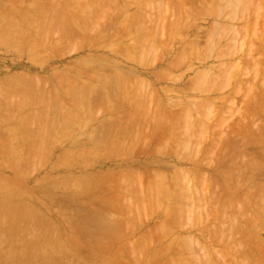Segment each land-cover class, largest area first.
<instances>
[{"label":"rangeland","instance_id":"1","mask_svg":"<svg viewBox=\"0 0 264 264\" xmlns=\"http://www.w3.org/2000/svg\"><path fill=\"white\" fill-rule=\"evenodd\" d=\"M243 1L0 0V264H264V0Z\"/></svg>","mask_w":264,"mask_h":264},{"label":"bare ground","instance_id":"2","mask_svg":"<svg viewBox=\"0 0 264 264\" xmlns=\"http://www.w3.org/2000/svg\"><path fill=\"white\" fill-rule=\"evenodd\" d=\"M177 1H178V0H177ZM197 1H198V0H197ZM213 1H214V0H212V2H213ZM220 1H221V0H220ZM229 1H230V0H229ZM105 2H106V1H105ZM175 2H176V1H175ZM192 2H193V1H192ZM218 2H219V1H218ZM231 2H232V1H231ZM233 2H235V1H233ZM241 2H244V1L241 0ZM262 2H263V1H262ZM81 3H82V2H81ZM81 3H80V4H81ZM86 3H88V2H86ZM225 3H226V1H225ZM235 3H236V2H235ZM247 3H248V2H247ZM259 3H260V2H259ZM72 4H73V3H72ZM82 4H83V7H84L85 4H84V3H82ZM82 4H81V6H82ZM176 4H177V3H176ZM186 4H187V3H186ZM194 4H195V3H194ZM211 4H212V3H211ZM218 4H219V3H217V5H218ZM238 4H239V3H238ZM240 4H241V3H240ZM244 4H245V3H244ZM248 4H249V3H248ZM174 5H175V4H174ZM213 5H214V4H213ZM219 5L221 6V4H219ZM242 5H243V4H242ZM95 6H96V5H95ZM176 6H177V5H176ZM222 6H223V5H222ZM224 6H225V5H224ZM224 6H223L224 9H226V8L228 7V6H225V7H224ZM229 6H230V5H229ZM246 6H247V5H245V6H243V7H246ZM247 7H248V6H247ZM84 8H86V7H84ZM99 8H100V7H99ZM173 8H174V7H173ZM175 8H176V7H175ZM199 8H200V7H199ZM219 8H222V7H219ZM228 8H229V7H228ZM238 8H239V7H238ZM102 9H103V8H102ZM107 9H108V8H107ZM200 9H201V8H200ZM212 9H213V8H212ZM224 9H223V11H224L223 13H225V10H224ZM232 9H233V6H232ZM246 9H247V8H246ZM78 10H79V9H78ZM100 10H101V9H100ZM230 10H231V9H230ZM235 10H236V9H235ZM242 10H243V9H242ZM242 10H241V11H242ZM215 11H217V8H216V10H214V12H215ZM231 11H232V10H231ZM241 11H240V12H241ZM246 11H247V10H246ZM79 12H81V10H80ZM100 12H101V11H100ZM208 12H210V11H208ZM212 12H213V11H212ZM214 12H213V13H214ZM219 12H220V11H219ZM237 12H238V11H237ZM248 12H249V11H248ZM258 12H259V10H258ZM196 13H197V11H196ZM210 13H211V12H210ZM259 13H260V12H259ZM79 14H80V13H79ZM204 14H205V13H204ZM215 14H216V13H215ZM215 14H214V16H215ZM217 14H218V11H217ZM217 14H216V15H217ZM230 14H231V12H230ZM234 14H235V13H234ZM241 14H242V13H241ZM235 15H236V14H235ZM253 15H254V14H253ZM77 16H78V15H77ZM223 16H224V15H223ZM241 16H242V15H241ZM250 16H251V15H250ZM205 17H206V16H205ZM217 17H218V16H217ZM228 18H229V17H228ZM249 19H250V18H249ZM92 20H93V19H92ZM219 20H220V19H219ZM225 20H226V19H225ZM263 20H264V19H263ZM172 22H174V21H172ZM180 22H181V21H180ZM217 22H218V21H217ZM234 22H235V21H234ZM248 22H249V21H248ZM96 23H97V22H96ZM219 23H220V22H219ZM250 23H252V22H250ZM253 23H254V22H253ZM212 24H213V23H212ZM226 24H227V23H226ZM104 25H105V24H104ZM179 25H180V24H179ZM179 25H178V26H179ZM191 25H192V24H191ZM176 26H177V24H176ZM180 26H181V25H180ZM222 26H223V25H222ZM224 26H225V25H224ZM173 27H175V26H173ZM188 27H189V26H188ZM220 27H221V26H219V28H220ZM225 27H226V26H225ZM229 27H231V26L229 25ZM232 27H233V26H232ZM234 27H236V26H234ZM219 28H217V29H219ZM227 28H228V27H227ZM240 28H241V27H240ZM100 29H101V28H100ZM159 29H160V28H159ZM211 29H212V28H211ZM228 29H229V28H228ZM236 29H237V27H236ZM176 30H177V28H176ZM187 30H188V29H187ZM224 30H226V28H225ZM98 31H99V30H98ZM208 31H209V30H208ZM211 31H212V30H211ZM219 31H220V30H219ZM219 31H218V32H219ZM227 31H228V30H227ZM233 31H234V30H232V32H233ZM237 31L240 32L239 30H237ZM157 32H158V31H157ZM204 32H205V31H204ZM143 33H144V32H143ZM199 33H200V32H199ZM221 33H222V32H221ZM233 33H234V32H233ZM100 34H101V32H100ZM102 34H104V33H102ZM144 34H145V33H144ZM163 34H164V33H163ZM175 34H176V33H175ZM191 34H192V33H191ZM215 34H216V33H215ZM227 34H228V33H227ZM239 34H240V33H239ZM249 35H250V34H249ZM108 36H109V35H108ZM224 36H225V35H224ZM235 36H236V33H235ZM106 37H107V36H106ZM198 37H199V35H198ZM210 37H212V36H210ZM215 37H217V35H216ZM240 37H241V36H240ZM242 37H243V36H242ZM246 37H247V36H246ZM222 38H223V37H222ZM233 38H234V37H233ZM248 38H249V37H248ZM237 39H238V38H237ZM230 40H231V39H230ZM201 41H202V40H201ZM247 41H248V40H247ZM260 41H261V40H260ZM217 42H218V41H217ZM200 43H201V42H200ZM235 43H236V42H235ZM237 44H238V43H237ZM244 45H245V43H244ZM192 46H193V45H192ZM239 46H240V45H239ZM241 46H242V45H241ZM229 47H230V46H229ZM155 48H156V46H155ZM187 48H188V47H187ZM243 48H244V46H243ZM128 49H129V48H128ZM192 49H193V48H192ZM204 49H206V48H204ZM240 49H241V48H240ZM142 50H143V49H142ZM200 50H201V49H200ZM237 50H238V49H237ZM144 51H145V50H144ZM146 51H147V50H146ZM183 51H184V50H183ZM203 51H204V50H203ZM218 51H219V50H218ZM221 51H222V50H221ZM161 52H162V51H161ZM190 52H191V51H190ZM204 54H205V53H204ZM183 55H184V54H183ZM146 56H147V55H146ZM205 56H206V55H205ZM179 58H180V57H179ZM195 58L197 59L196 56H195ZM207 58H208V57H207ZM210 58H211V57H210ZM208 59H209V58H208ZM246 59H247V58H246ZM201 60H202V59H201ZM205 61H206V60H205ZM247 61H248V60H247ZM203 62H204V61H203ZM182 63H183V62H182ZM204 63H205V62H204ZM243 63H244V62H243ZM244 64H245V63H244ZM219 67H220V66H219ZM214 69H215V68H214ZM216 70H217V69H216ZM258 70H259V69H258ZM232 75H233V74H232ZM233 77H234V76H233ZM196 78H197V77H196ZM198 78H199V77H198ZM140 79H141V78H140ZM179 79H180V78H179ZM235 79H236V78H235ZM225 80H226V79H225ZM236 80H237V79H236ZM253 80H254V79H253ZM139 82H140V81H139ZM145 82H146V81H145ZM126 83H127V82H126ZM146 83H147V82H146ZM136 84H137V83H136ZM253 84H254V83H253ZM134 85H135V84H134ZM150 85H151V84H150ZM254 85H255V84H254ZM112 88H113V87H112ZM246 88H247V87H246ZM93 89H94V88H93ZM113 89H114V88H113ZM115 89H116V88H115ZM117 89H118V88H117ZM117 89H116V90H117ZM110 90H111V89H110ZM116 90H114V91H116ZM126 90H127V89H126ZM126 90H125V92H126ZM213 90H214V89H213ZM82 91H83V90H82ZM112 91H113V90H112ZM111 93H112V92H111ZM117 93H118V91H117ZM117 93H116V94H117ZM104 94H105V93H104ZM114 94H115V93H114ZM114 94H112V96H111L112 99H113V95H114ZM110 95H111V94H110ZM114 96H115V95H114ZM120 96H122V95L120 94ZM146 96H147V95H146ZM154 96H155V95H154ZM154 96H152V97H154ZM115 97H116V96H115ZM117 97H118V95H117ZM140 98H141V97H140ZM105 99H106V98H105ZM117 99H118V98H117ZM146 99H147V98H146ZM154 99L156 100L157 98L154 97ZM124 100H125V99H124ZM124 100H123V101H124ZM140 100H141V99H140ZM158 100H159V99H158ZM172 100H173V99H172ZM90 101H91V100H90ZM109 101H111V100H109ZM109 101H108V104H109V106H110L111 103H110ZM113 101H114V99H113ZM118 101H119V99H118ZM123 101L121 100L122 105H123ZM130 101H131V103H133L132 100H130ZM135 101H137V99H135ZM144 101H145V100H144ZM150 101H151V100H150ZM104 102H105V100H104ZM111 102H112V101H111ZM128 102H129V101H128ZM128 102H127V100H126V102H124V103H125V106H127L126 103H128ZM145 102H146V101H145ZM152 102H154V101H152ZM160 102H161V101H160ZM160 102H159V103H160ZM121 103H120V104H121ZM129 103H130V102H129ZM131 103H130V106L132 105V107H134L133 105H134L135 103H134V104H131ZM136 103H137V102H136ZM148 103H149V101H148ZM159 103H158V104H159ZM89 104H90V102H89ZM102 104H103V103H102ZM113 104H115V103H113ZM120 104H119V105H120ZM138 104H139V102H138ZM141 104H142V105L144 104V105L146 106L147 103L145 104V103H142V102H141ZM149 104H150V103H149ZM151 104H152V103H151ZM158 104H157V105H158ZM57 105H58V104H57ZM104 105L106 106V105H107V102H106V104H104ZM104 105H103V106H104ZM116 105L118 106V104H116ZM122 105H121V107H122ZM135 105H136V104H135ZM144 105H143V106H144ZM152 105H153V104H152ZM159 105H160V104H159ZM159 105H158V108L160 107ZM164 105H165V104H164ZM117 106H116V107H117ZM130 106H127V107H130ZM138 106H140V105H138ZM143 106H141V107H143ZM145 106H144V108H145ZM208 106H209V105H208ZM90 107H91V106H90ZM100 107H101V105H100ZM107 107H108V106H107ZM123 107H124V106H123ZM146 107H149V106H146ZM151 107H152V106H151ZM103 108H105V107H103ZM134 108H135V107H134ZM165 108H166V107H165ZM91 109H92V108H91ZM108 109H109V108H108ZM108 109H107V110H108ZM112 109H113V108H112ZM117 109H118V108H117ZM135 109H136V108H135ZM138 109H139V108H138ZM140 109H141V108H140ZM148 109H149V108H148ZM151 109H152V108H151ZM156 109H157V108H156ZM156 109H155V110H156ZM66 110H67V109H66ZM120 110H121V109H120ZM129 110L131 111V109H129ZM129 110H128V111H129ZM132 110H133V109H132ZM141 110H142V109H141ZM145 110H147V109H145ZM163 110H164V108H163ZM204 110H205V109H204ZM105 111H106V109H105ZM133 111H134V110H133ZM165 111H166V110H165ZM136 112L138 113L139 110H136ZM136 112H135V113H136ZM140 112H141V111H140ZM143 112H144V111H143ZM157 112H160V110H158ZM190 112H191V111H190ZM118 113H119V112H118ZM145 113H146V112H145ZM145 113H143V114H145ZM121 114H122V113H121ZM125 114H126V113H125ZM132 114H133V113H132ZM138 114H139V113H138ZM149 114H150L149 116L152 115L151 113H149ZM155 114H156V113H155ZM159 114H160V113H159ZM165 114H166V112H165ZM185 114H186V113H185ZM129 115H130V113H129ZM133 115H134V114H133ZM140 115H142V114H140ZM146 115H147V114H146ZM157 115H158V113H157ZM122 116H123V115H122ZM127 116H128V115H127ZM131 116H132V115H131ZM144 116H145V115H144ZM147 116H148V115H147ZM165 116H166V115H165ZM165 116H164V117H165ZM135 117H137V116L135 115ZM155 117H158V116L155 115ZM162 117H163V116H162ZM164 117H163V118H164ZM117 118H119V117H117ZM141 118H142V117H141ZM70 119H71V118H70ZM108 119H109V118H108ZM115 119H116V118H115ZM121 119H122V118H121ZM137 119H138V118H137ZM149 119H151V118H149ZM160 119H161V117H160ZM164 119H165V118H164ZM122 120H123V119H122ZM128 120H129V116H128ZM134 120H135V119H134ZM169 120H170V119H169ZM169 120H167V121H169ZM120 121H121V120H120ZM124 121L127 123L126 120H124ZM130 121H131V119H130ZM135 121H136V120H135ZM141 121L143 122V120H141ZM141 121H140V122H141ZM150 121L152 122V120H150ZM158 121H159V120H158ZM165 121H166V119H165L163 122H165ZM170 121H171V120H170ZM110 122H111V121H110ZM115 122H116V121H115ZM117 122H118V120H117ZM117 122H116V123H117ZM131 122H132V121H131ZM159 122H161V120H160ZM175 122H176V121H175ZM108 123H109V122H108ZM112 123H113V122H112ZM116 123H114V124H116ZM132 123H134V122H132ZM136 123H137V121H136ZM156 123H158V122H156ZM165 123H167V122H165ZM172 123H173V122H172ZM114 124H113V125H114ZM138 124H139V123H138ZM145 124H146V123H145ZM147 124H148V123H147ZM160 124H161V123H160ZM188 124H189V123H188ZM120 125H121V124H120ZM126 125H127V124H126ZM158 125H159V124H158ZM158 125H157V126H158ZM168 125H169V124H168ZM116 126H117V125H116ZM139 126H140V125H139ZM181 126H182V124H181ZM193 126H194V125H193ZM109 127H110V126H109ZM121 127H124V126L121 125ZM126 127H127V126H126ZM131 127H132V126H131ZM133 127H134V126H133ZM140 127H141V126H140ZM170 127L172 128L171 125H170ZM104 128H105V127H104ZM151 128H152V127H151ZM155 128H156V127H155ZM168 128H169V126H168ZM171 128L169 129V131L171 130ZM106 129H107V128H106ZM106 129H104V130H106ZM109 129H110V131H112V127L109 128ZM113 129H114V128H113ZM125 129H126V128H125ZM127 129H129V128H127ZM104 130H103V131H104ZM116 130H117V129H116ZM145 130H146V129H145ZM157 130H158V128H157ZM198 130H199V129H198ZM107 131H108V130H107ZM110 131H109V132H110ZM113 131H114V130H113ZM121 131H122V129H121ZM129 131H130V130H129ZM173 131H174V130H173ZM116 132H117V131H116ZM145 132H146V131H145ZM107 133H108V132H107ZM118 133H119V132H118ZM151 133H154V132H151ZM170 133H171V132H170ZM100 134H101V133H100ZM102 134H103V133H102ZM102 134H101V135H102ZM108 134H109V133H108ZM119 134H120V133H119ZM124 134H126V133H124ZM155 134H157V133H155ZM115 135H116V134H115ZM107 136H108V135H107ZM107 136L105 135L104 137L107 138ZM123 136H124V135H123ZM123 136H122V137H123ZM99 137H100V136H99ZM112 137H113V136H112ZM115 137H116V136H115ZM150 137H151V136H150ZM153 137H154V136H153ZM95 138H96V137H95ZM97 138H98V137H97ZM117 138H118V136H117ZM93 139H94V138H93ZM112 139H113V138H112ZM100 140H101V139H100ZM170 140H171V139H170ZM93 141H94V140H93ZM98 141H99V140H98ZM102 141H103V140H102ZM107 141H109V140H107ZM121 141H122V140H121ZM121 141H120V142L118 141V142H119V146H120ZM134 141H135V140H134ZM163 141H164V140H163ZM165 142H166V141H165ZM98 143H99V142H98ZM104 143H106V142L104 141ZM111 143H112V142H111ZM150 143H151V142H150ZM100 144H101V143H100ZM102 144H103V143H102ZM104 145H105V148H106V145H108V144H104ZM111 145H112V144H111ZM168 145H169V144H168ZM176 145H177V144H176ZM182 145H183V144H182ZM108 146H109V145H108ZM116 146H118V145H116ZM121 147H123L122 144H121L120 148H121ZM149 147H150V146H149ZM229 147H230V146H229ZM103 148H104V147H103ZM116 148H117V147H116ZM127 148H128V147H127ZM106 149H107V148H106ZM114 149H115V148H114ZM125 149H126V146H125ZM146 151H147V150H146ZM134 152H135V151H134ZM166 152H167V151H166ZM158 154H159V153H158ZM166 155H167V154H166ZM158 159H159V158H158ZM156 162H157V161H156ZM150 163H151V162H150ZM165 163H166V162H165ZM158 164H159V163H158ZM165 165H167V163H166ZM168 165H169V164H168ZM174 165H175V164H174ZM174 165H173V166H174ZM148 166H149V165H148ZM153 166H154V165H153ZM158 166H159V165H158ZM136 167H137V166H136ZM156 167H157V166H156ZM152 168H153V167H152ZM169 168H170V167H169ZM136 169H137V168H136ZM199 169H200V168H199ZM146 170H147V169H146ZM129 171H130V170H129ZM153 171H154V170H153ZM182 171H183V170H182ZM120 172H121V171H120ZM139 172H140V171H139ZM144 172H145V171H144ZM155 172H157V171H155ZM155 172H154V173H155ZM159 172H160V170L158 171V173H159ZM125 173H127V172H125ZM129 173H130V172H129ZM160 173H161V172H160ZM165 173H167V172H165ZM130 174H131V173H130ZM141 174H143V173H141ZM156 174H157V173H156ZM171 174H172V173H171ZM177 174H178V173H177ZM177 174H176V175H177ZM147 175L150 176V174H147ZM153 175H154V174H153ZM161 175H162V174H161ZM182 175H184L183 178L186 177V176H185V173L182 174ZM191 175H192V174H191ZM127 176H128V175H127ZM127 176H126V178H127ZM138 176H139V174H138ZM141 176H142V175H141ZM155 176H156V175H155ZM159 176H160V175H159ZM159 176H158V177H159ZM150 177H151V176H150ZM99 178H100V177H99ZM101 178H102V177H101ZM120 178H121V177H120ZM123 178H124V177H123ZM143 178H144V177H143ZM151 178H153V177H151ZM188 178H190V177H188ZM140 179H141V178H140ZM153 179H154V178H153ZM157 179H158V178H157ZM157 179H156V180H157ZM160 179H161V178H160ZM160 179H158L159 182L164 180L163 177H162V180H160ZM165 179H167V177H166ZM194 179H195V178H194ZM137 180H139V179H137ZM144 180H145V179H144ZM148 180H149V179H148ZM148 180H147V181H148ZM150 180H151V179H150ZM195 180H196V179H195ZM120 181H121V180H120ZM134 181H135V180H134ZM190 181H191V180H190ZM138 182H139V181H137V182H135V183L138 184ZM142 182H143V181H142ZM145 182H146V181H145ZM154 182H155V181H154ZM187 182H188V181H186V183H187ZM191 182H192V181H191ZM151 183H152V182H151ZM163 183H164V181H163ZM163 183H162V184H163ZM188 183H189V182H188ZM188 183H187V184H188ZM193 183H194V182H193ZM121 184H123L122 181H121L120 185H121ZM137 184H136V185H137ZM142 184H144V182H143ZM154 184H155V183H153V185H154ZM189 184H190V183H189ZM92 185H93V184H92ZM138 185L140 186V184H138ZM159 185H160V183H159ZM197 185H198V183H197ZM155 186H156V185H155ZM157 186H158V185H157ZM157 186H156L155 188H157ZM161 186H162L163 188L166 187V185H164V186L161 185ZM161 186H160V187H161ZM168 186H169V184H168ZM195 186H196V185H195ZM204 186H205V185H204ZM148 187H149V186H148ZM160 187H158V189H160ZM169 187H170V186H169ZM205 187H206V186H205ZM207 187H208V186H207ZM111 188H112V187H111ZM123 188H124V187H122V189H123ZM155 188H153L154 192L156 191ZM163 188H162V189H163ZM167 188H168V187H167ZM167 188H165V190H166ZM177 188H178V187H177ZM183 188H184V187H183ZM135 189H136V188H135ZM146 189H147V187H146ZM149 189H150V187H149ZM207 189H208V188H207ZM117 190H118V189H117ZM123 190H124V189H123ZM129 190H130V189H129ZM131 190H132V189H131ZM139 190H140V189H139ZM160 190H161V189H160ZM160 190H159V192H160ZM163 190H164V189H163ZM163 190H162V192L160 193V194H162V195H163ZM140 191H141V190H140ZM149 191H151V190H149ZM166 191H167V190H166ZM170 191H171V188H170ZM205 191H206V190H205ZM128 192H129V191H128ZM142 192H143V191H142ZM167 192H169V191H167ZM167 192H166V193H167ZM206 192H207V191H206ZM206 192H205V193H206ZM123 193H126V192H123ZM138 193H139V192H138ZM143 193H145V192H143ZM143 193H142V194H143ZM152 193H153V192H152ZM152 193H151V194H152ZM164 193H165V192H164ZM166 193H165V194H166ZM180 193H181V192H180ZM207 193H208V192H207ZM128 194H129V193H128ZM142 194H141V195H138L139 197H137V199H138V198L140 199V196L143 197ZM145 194H147V193H145ZM155 194H156V192H155ZM165 194H164V195H165ZM175 194H176V193H175ZM131 195H132V194H131ZM204 195H205V194H204ZM134 196H135V195H134ZM165 196H166V195H165ZM183 196H184V195H183ZM145 197H147V195H146ZM159 197H160V196H159ZM168 197H169V195H168ZM175 197H176V196H175ZM180 197H181V196H180ZM207 197H208V196H207ZM123 198H124V197H123ZM123 198H122V199H123ZM129 198H130V197H129ZM196 198H197V196H196ZM208 198H209V197H208ZM135 199H136V198H135ZM141 199H142V198H141ZM167 199H168V198H167ZM178 199H179V198H178ZM199 199H200V198H199ZM201 199H202V198H201ZM205 199H206V201H207V198H205ZM205 199H204V200H205ZM115 200H116V199H115ZM126 200H127V203L130 202V201H128V198H127ZM144 200H145V199H144ZM153 200H154V199H153ZM159 200H161V198H160ZM159 200H158V201H159ZM195 200H196V199H195ZM197 200H198V199H197ZM210 200H211V198H210ZM109 201H110V200H109ZM119 201H120V200H119ZM119 201H118V202H119ZM124 201H125V200H124ZM124 201H122V202H124ZM136 201H137V200H136ZM140 201H141V200H140ZM140 201H139V202H140ZM193 201H194V200H193ZM193 201H192V202H193ZM202 201H203V199H202ZM132 202H133V199H132ZM137 202H138V201H137ZM143 202H144V201H143ZM151 202H152V200H151ZM154 202H155V201H154ZM192 202H191V203H192ZM194 202H195V201H194ZM159 203H160V202H159ZM196 203H197V202H196ZM208 203H209V202H208ZM114 204H115V203H114ZM125 204H126V203H124V205H125ZM135 204H136V203H135ZM135 204L133 203V205H135ZM179 204H180V203H179ZM126 205H127V204H126ZM131 205H132V203H131ZM131 205H128V206L130 207ZM137 205H138V204H137ZM173 205H174V204H173ZM196 205H197V204H196ZM168 206H169V205H168ZM199 206H200V205H199ZM129 207H128V208H129ZM189 207H190V206H189ZM192 207H193V206H192ZM205 207H206V206H205ZM110 208H111V207H110ZM116 208H117V207H116ZM118 208H119V207H118ZM123 208H124V207H123ZM195 208H196V206L194 205V208H193V209H195ZM121 209H122V208H121ZM184 209H185V208H184ZM186 209H187V208H186ZM193 209H192V210H193ZM201 209L203 210V208H201ZM204 209H205V208H204ZM119 210H120V209H119ZM126 210H127V209H126ZM140 210H141V209H140ZM168 210H169V209H168ZM192 210H191V211H192ZM121 211H122V210H121ZM187 211H188V210H187ZM194 211H195V210H194ZM194 211H193V212H194ZM196 211H197V208H196ZM199 211H200V210H199ZM204 211H205V210H204ZM140 212H141V211H140ZM201 212H202V211H201ZM199 213H200V212H199ZM199 213H198V214H199ZM208 213H209V212H208ZM167 214H168V213H167ZM201 215H202V214H201ZM169 216H170V215H169ZM170 217H171V216H170ZM195 217H196V216H195ZM203 217H204V216H203ZM131 218H132V217H131ZM197 218H198V217H197ZM215 228H216V227H215ZM215 230H216V229H215ZM217 230H218V229H217ZM236 230H237V229H236ZM245 233H246V232H245ZM215 237H216V236H215ZM232 238H233V237H232ZM195 239H196V238H195ZM195 239H194V241H195ZM234 239H235V238H234ZM247 239H248V238H247ZM182 240H183V238H182ZM207 240H208V239H207ZM217 240H218V239H217ZM190 241H191V240H190ZM192 241H193V240H192ZM246 241H247V240H246ZM184 242H186V241H184ZM188 242H189V239H188ZM199 242H200V241H199ZM207 242H209V241H207ZM226 242H227V241H226ZM232 242H233V240H232ZM243 242H244V241H243ZM222 243H223V242H222ZM230 243H231V242H230ZM171 244H172V243H171ZM189 244H190V243H189ZM193 244H194V243H193ZM200 244H201V243H200ZM227 244H228V245H227V247H228L230 244H229V243H227ZM231 244H232V243H231ZM242 244H243V243H242ZM185 245H186V244H185ZM191 245H192V244H191ZM204 245H205V244H204ZM209 245H210V244H209ZM223 245H224V244H223ZM234 245H235V244H234ZM245 245H246V243H245ZM200 246H202V244H201ZM211 246H212V245H211ZM225 246H226V243H225ZM237 246H238V245H237ZM243 246H244V245H243ZM246 246H247V245H246ZM249 246H250V245H249ZM114 247H115V246H114ZM173 247H174V246H173ZM184 247H185V246H184ZM189 247H190V246H189ZM203 247L206 248L207 246H203ZM234 247H235V246H234ZM168 248H169V247H168ZM210 248H211V247H210ZM225 248H226V247H225ZM236 248H237V247H236ZM243 248H244V249H242L243 251H247V250H245V246H244ZM165 249H166V248H165ZM175 249H176V248H175ZM192 249H193V248H192ZM192 249H190V250H192ZM196 249H197V248H196ZM201 249H204V248H201ZM201 249H199V251H200ZM206 249H208V248H206ZM212 249H213V248H212ZM232 249H233V248H232ZM238 249H239V248H237V250H238ZM247 249H249V247H248ZM181 250H182V249H181ZM194 250H195V249H194ZM209 250H210V249H209ZM226 250H227V249H226ZM230 250H231V248H230ZM179 251H180V250H179ZM217 251H218V250H217ZM223 251H224V250H223ZM233 251H234V250H233ZM239 251H241V250L239 249ZM250 251H251V250H250ZM207 252H208V251H207ZM231 252H232V250H231ZM235 252H236V250H235ZM248 252H249V250H248ZM153 253H154V252H153ZM180 253H181V251H180ZM185 253H186V251H185ZM189 253H190V252H189ZM193 253H194V252H193ZM209 253H210V252H209ZM227 253H228V252H227ZM243 253L246 254L247 252H242V251H241V254H239V255H242ZM249 253H250V252H249ZM251 253H254V252H251ZM251 253H250V254H251ZM258 253H259V252H258ZM155 254H156V253H155ZM158 254H159V253H158ZM183 254H184V253H182L181 255H183ZM196 254H197V253H196ZM200 254H201V253H200ZM224 254H225V253H224ZM224 254H223V255H224ZM113 255H114V254H113ZM212 255H213V254H211V256H212ZM216 255H217V254H216ZM226 255H228V254H226ZM253 255H254V254H253ZM256 255H257V254H256ZM179 256H180V255H179ZM195 256H196V255H195ZM211 256H210V257H211ZM243 256L245 257V255H242V257H243ZM246 256H247V257H245V258H246V259H245V262H247L246 260L249 259V257H251V256H248V254H247ZM164 257H165V256H164ZM183 257H184V256H183ZM200 257H202V256L200 255ZM215 257H216V256H215ZM219 257H220V256H219ZM228 257H229V255H228ZM231 257H232V258H231ZM231 257H230L231 260L234 259V256H231ZM238 257H240V256H238ZM238 257H237V258H238ZM252 257L255 258V255L252 256ZM134 258H135V257H134ZM172 258L174 259V257H172ZM181 258H182V256H181ZM191 258H193V257H191ZM203 258H204V257H203ZM207 258H208V257H207ZM212 258H213V257H212ZM212 258H209V259H212ZM223 258L225 259V256H223L222 259H223ZM254 258H250L249 261H251V259H254ZM179 259H180V258H179ZM198 259H199V258H198ZM200 259H201V258H200ZM209 259H207V261H208ZM213 259H214V258H213ZM216 259H217V258H216ZM218 259H220V262L222 261L221 258H218ZM227 259H228V258H227ZM227 259H225V260H227ZM238 259H239V258H238ZM238 259H237V260L235 259V261H238ZM242 259L244 260V258H242ZM171 260H172V259H171ZM174 260H178V259H174ZM181 260H182V259H181ZM186 260H187V259H186ZM228 260H229V259H228ZM231 260H230V261H231ZM178 261H179V260H178ZM187 261H189V260H187ZM192 261H193V259H192ZM195 261H196V260H195ZM198 261H199V260H198ZM204 261H206V258H205ZM214 261H215V259H214ZM223 261H224V260H223ZM233 261H234V260H233ZM233 261H231V262H233ZM249 261H248V264H249ZM175 262H176V261H175ZM180 262H181V261H180ZM196 262H197V261H196ZM200 262H201V260H200ZM200 262H199V263H200ZM208 262H209V261H208ZM211 262H213V260H211L208 264H210ZM226 262H227V261H226ZM226 262H224V263H226ZM239 262H240V260H239L237 263H236V262H235V263H236V264H240ZM242 262H243V261H242ZM242 262H241V263H242ZM245 262H244V263H245ZM254 262H255V261L250 262V263L253 264ZM258 262H259V261H258ZM187 263H188V262H187ZM187 263H185V264H187ZM214 263H215V264H218L217 262H214ZM229 263H230V262H229ZM229 263H228V264H229ZM259 263H260V262H259ZM157 264H158V263H157ZM181 264H184V262H182ZM188 264H189V263H188ZM212 264H213V263H212ZM226 264H227V263H226ZM230 264H231V263H230ZM232 264H234V263H232ZM257 264H258V263H257Z\"/></svg>","mask_w":264,"mask_h":264},{"label":"crops","instance_id":"3","mask_svg":"<svg viewBox=\"0 0 264 264\" xmlns=\"http://www.w3.org/2000/svg\"><path fill=\"white\" fill-rule=\"evenodd\" d=\"M15 137H17V136H13L12 138H15ZM18 139H19V137H18ZM7 142L8 143H6L5 145L4 144H0V149H3V148H5V147H12V145L9 143L10 142V138L7 140ZM11 152H12V150H10ZM10 156H13V154H10L9 155V160L8 161H6V162H9L10 161ZM5 168V167H4ZM7 188H8V186H6ZM11 195H14V196H17V195H23L21 192L19 193L18 191H16V189L14 190V191H12L11 193H10ZM14 198V197H13ZM15 198H17V200H19V198L18 197H15ZM23 199V198H22ZM11 208L8 210L7 209V211L6 212H2V214H1V217L2 216H7V218H6V220L4 221V219L3 218H0V226L1 225H6V226H8V227H13V220L15 219L14 218V215H13V211L11 212ZM29 212H30V210H29ZM10 213H12V214H10ZM20 213H22V211L20 212ZM16 216H19V215H16ZM15 216V217H16ZM12 219V222H10V218ZM18 221V220H17ZM15 223V222H14ZM16 224V223H15ZM18 225V224H17ZM5 242V247H7L8 249H5V247H2V248H4V249H0V258H5V259H8V260H14V259H17L18 258V256L17 255H14V256H12V254H10L9 253V246L10 245H12L15 241L14 240H10V238L9 237H7V240H5L4 241ZM17 243H19V241H16Z\"/></svg>","mask_w":264,"mask_h":264}]
</instances>
